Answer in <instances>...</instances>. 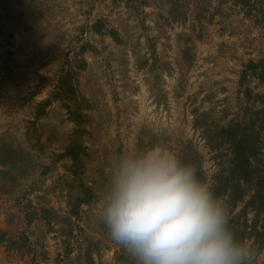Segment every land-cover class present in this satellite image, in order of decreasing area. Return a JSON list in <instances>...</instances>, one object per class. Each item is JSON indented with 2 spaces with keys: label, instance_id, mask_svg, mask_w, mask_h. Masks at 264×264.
<instances>
[{
  "label": "rangeland",
  "instance_id": "1",
  "mask_svg": "<svg viewBox=\"0 0 264 264\" xmlns=\"http://www.w3.org/2000/svg\"><path fill=\"white\" fill-rule=\"evenodd\" d=\"M262 67L264 0H0V135L29 154L0 173V264H134L99 218L111 162L163 144L209 178L195 116L264 109ZM77 176L91 200L74 215Z\"/></svg>",
  "mask_w": 264,
  "mask_h": 264
},
{
  "label": "clouds",
  "instance_id": "2",
  "mask_svg": "<svg viewBox=\"0 0 264 264\" xmlns=\"http://www.w3.org/2000/svg\"><path fill=\"white\" fill-rule=\"evenodd\" d=\"M99 218L134 264H252L255 255L197 166L163 144L111 162Z\"/></svg>",
  "mask_w": 264,
  "mask_h": 264
},
{
  "label": "trees",
  "instance_id": "3",
  "mask_svg": "<svg viewBox=\"0 0 264 264\" xmlns=\"http://www.w3.org/2000/svg\"><path fill=\"white\" fill-rule=\"evenodd\" d=\"M261 65L250 60L243 75L249 70L256 74ZM262 69L258 77L264 80V68ZM0 76L7 77L8 73ZM47 102L48 100H44L39 106L43 107ZM73 115L76 123H80V113L74 110ZM207 115L204 112L196 115L194 126L201 129L205 144L213 153L214 171L207 178L193 148V158L187 159L183 155L182 158L194 163L201 178L211 183L215 194L229 210L232 230L239 239L255 249V258L264 248V109H259L252 98L247 96L243 112L227 121H209ZM79 134L80 131L65 150V154H70L75 176L81 166L79 153L83 150ZM186 147L192 151L190 145ZM28 156L21 147L0 135V166L3 167L0 173H8V169L23 163ZM76 179L79 181L78 189L81 193L71 202L73 207L70 212L74 215H78L81 203L91 200L89 188L84 187L78 176ZM6 236L7 233L0 230V243L7 241ZM9 244L14 247L12 241Z\"/></svg>",
  "mask_w": 264,
  "mask_h": 264
}]
</instances>
